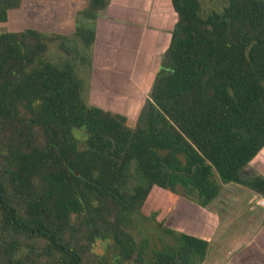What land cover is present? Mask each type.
<instances>
[{"label": "trees", "instance_id": "16d2710c", "mask_svg": "<svg viewBox=\"0 0 264 264\" xmlns=\"http://www.w3.org/2000/svg\"><path fill=\"white\" fill-rule=\"evenodd\" d=\"M21 1L0 0V23ZM109 1L80 13L82 65ZM170 2L134 127L86 103L69 60L46 58L57 40L69 54L67 37L0 33V264H203L209 242L165 225L176 199L206 208L228 183L264 198L263 177L240 175L264 147V0Z\"/></svg>", "mask_w": 264, "mask_h": 264}, {"label": "crops", "instance_id": "0c3cea01", "mask_svg": "<svg viewBox=\"0 0 264 264\" xmlns=\"http://www.w3.org/2000/svg\"><path fill=\"white\" fill-rule=\"evenodd\" d=\"M63 1L66 9L74 10V1ZM60 13H55V26L62 22ZM176 19L170 0H110L95 20L86 103L136 121L149 99ZM240 175L264 178V147ZM261 199L245 186L228 183L206 208L176 200L165 225L209 242L203 264H264ZM187 220L194 226L184 227Z\"/></svg>", "mask_w": 264, "mask_h": 264}, {"label": "rangeland", "instance_id": "374dc122", "mask_svg": "<svg viewBox=\"0 0 264 264\" xmlns=\"http://www.w3.org/2000/svg\"><path fill=\"white\" fill-rule=\"evenodd\" d=\"M76 3L74 10L66 9V1L61 2V6L58 5V0H22L21 6L18 9L10 10L7 13V21L0 23V33L2 32H19L25 29H35L44 34H55L59 36H64L68 34L71 30L80 26L83 18L80 16L81 11L86 8L88 0H72ZM206 8L208 7H220L223 4V0H201ZM61 12V13H60ZM55 13H60L59 19L62 21L60 24L55 26ZM65 33V34H64ZM67 40L64 41V48L68 49L69 54H65L58 48L60 40L55 41V43L49 45L46 58L50 61H65L69 60L74 66L78 76L83 79V98L85 97V92L87 89L88 77H89V67L85 64L82 65L79 60V55L85 53L82 49L79 40L74 36H65ZM85 100V98H84ZM136 121L129 119L128 125L134 127ZM73 134L80 139H84V134L78 130H74ZM179 199L186 200L183 197H178ZM217 205V204H216ZM232 210V209H231ZM223 218L229 219L227 215H221ZM235 216H233L234 218ZM239 221V220H238ZM184 227H192L194 224L188 221L183 222ZM103 244L96 242L93 247V252L96 254L103 253Z\"/></svg>", "mask_w": 264, "mask_h": 264}, {"label": "built area", "instance_id": "2783aa9c", "mask_svg": "<svg viewBox=\"0 0 264 264\" xmlns=\"http://www.w3.org/2000/svg\"><path fill=\"white\" fill-rule=\"evenodd\" d=\"M259 205L264 206V198L260 200Z\"/></svg>", "mask_w": 264, "mask_h": 264}]
</instances>
